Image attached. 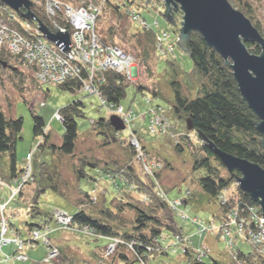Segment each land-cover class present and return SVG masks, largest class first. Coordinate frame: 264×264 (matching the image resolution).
Instances as JSON below:
<instances>
[{
  "label": "trees",
  "instance_id": "obj_1",
  "mask_svg": "<svg viewBox=\"0 0 264 264\" xmlns=\"http://www.w3.org/2000/svg\"><path fill=\"white\" fill-rule=\"evenodd\" d=\"M57 1L65 5L70 4L74 7L81 5L83 1L100 6V14L97 17V22L107 10H110V7L117 11L120 18L125 16L130 19L129 10H131L132 6L135 4L140 8L147 6V0H104V3L102 0ZM157 2L160 3L158 7L163 8L164 11H161V13L164 14L165 7L163 0H157ZM229 2L233 7L243 12L264 37V29L257 16L258 7L254 5V2H251L250 0H229ZM32 12L37 15L44 24L48 25L51 29L54 28L48 20L43 4L34 2ZM10 14L15 16V21H10ZM177 16L179 17L178 13L176 14L177 22L182 21L180 17L178 19ZM1 19L7 22L11 27H15L23 33L25 30L23 24L28 23L34 28V30L31 31V34L26 33L27 37H39L38 34L34 35L35 27L38 26L35 21L25 19L21 13L11 9L2 1H0V20ZM58 25L66 29L70 28V24H68V21H66L64 16L60 13L58 15ZM151 29H143L133 32L132 37L129 36V38L126 37L128 34L126 30H122L124 33L123 37L131 42L133 50L135 51V54H137V57L135 58L138 61L139 67L143 68L142 70L148 71L149 75L153 74L152 68H154L156 61L161 56L157 49L156 32ZM179 29L180 26L177 29L178 35L180 33ZM96 32L102 42L114 44L120 47L122 51L131 55V53L124 50L118 42L115 41L118 34L114 27L108 29L106 33L108 36L106 37L102 36V34L100 35L97 29ZM178 35L175 36V42L177 41ZM118 39L123 42V39L119 37ZM190 41V49L192 52L191 58L195 64L194 74H196L197 79H199L197 84L199 85L198 93L196 97L190 98L189 96H186L183 93L180 82L174 80L172 82L174 99L171 101V105L175 114L179 117L184 116L187 119H191L194 125V131H201L207 139L215 143L219 149L249 159L260 164L264 168V146L262 144V139L264 137L257 130L256 126L259 118L254 114L247 102L243 100L231 67L226 64L217 51L212 47H208L200 33L193 32ZM176 44H178V42H176ZM179 47L182 49L180 45ZM247 47L253 54H260L262 52L256 43L248 42ZM0 59L7 62L6 67L0 63V88L4 86V75L6 73L13 74L14 76L16 75L19 81H24L27 76H32L33 79H30L29 86L27 85L26 89L42 85V83L35 79L34 71L27 65H24L22 59L15 55L13 56L10 51L3 46L0 48ZM169 63L172 64V67L174 66L173 61H169ZM103 78L104 82L99 84L97 88L101 93L100 97L101 100H103V104L107 107L112 106L114 108L121 106V103L127 94V87L130 84H134V86L137 87L138 92H141L144 95L149 91L152 93L153 97L158 99L160 94L158 87L156 88L149 84L144 85L141 82L131 81L125 74L118 73L114 70L107 71ZM60 85L64 90L76 91L81 90L84 83L82 79H70V81ZM40 102L44 101L41 100ZM41 106L45 105L41 104ZM84 107L85 103L81 99L71 102L69 105L58 111L59 115L62 117L60 120L64 123V132L60 145L54 144L51 141L52 134L45 124L44 117L32 109L31 113L33 114L35 124L34 135L36 138L40 137L38 148L41 147L42 150L51 148L53 155L57 157L60 156L61 158L63 156H75L76 142L80 136L78 119L85 117L86 113ZM23 124V117L13 118L8 116L0 105V176L3 180H6L7 183L17 179L23 170V166L18 167V158L16 156V145L18 139L22 137L20 134L24 128ZM94 128L104 135L102 141L104 147L105 145H111L120 141L123 143L121 148L125 147L126 151L133 155V159L129 158L128 162L120 164L117 160H115L116 162L108 160L103 162L97 158H89L86 155L79 157L73 164L75 177L84 178V176L89 175L86 172L84 165H90L92 168L97 167L104 176H107L111 180V184L115 187V193L112 197L113 199L109 200L107 198L105 194L106 189L101 190V201L98 206V198L97 195L94 194L96 190L93 193L88 191L84 192L80 188H77L78 197H76L75 201L77 212L73 214L66 209H57L66 211L73 217V226L77 225L81 228L87 226L99 236L98 238H104L107 240L109 238H117L124 241V243L120 244L117 253L114 256L119 260H124L127 264H131L132 256L134 259L137 260L138 258L139 260V257H142V255L151 258L158 253L163 255L167 254L168 250H166L165 245L163 246L162 244L165 232L168 231L175 236H179L180 239H184L185 229L180 226L177 219L181 220V218L178 217L171 206H169L168 201L158 194L156 185L157 180L163 185L165 190L161 174L162 171H160L162 169L154 172V175H149L145 172L143 167V169L138 168L134 164L137 159V153L129 141V137L127 140L121 139L119 137L120 132L115 130L110 125L109 121L101 119L94 123ZM189 138V134H181L178 139H176L178 140L176 146L177 149L182 150L183 148L181 140H186L187 143L193 145ZM141 140L143 142L142 138ZM142 146L144 151L149 153L146 150L144 142L142 143ZM191 147L194 153V169L202 168L205 170V175L198 180L202 191L205 194H208L211 199L217 200L218 203L221 204L218 200L221 192L237 183L236 178L240 173L228 171L217 154L210 150L204 141H201L196 147ZM7 154L8 158L6 160L4 155ZM30 154L33 157L32 162L34 168V151L29 153V155ZM29 155H27L26 158ZM137 161L139 162V160ZM222 170L227 172L226 176L223 175ZM2 171L4 172V176ZM35 176L36 174L34 173V178ZM34 181L35 179L27 183L22 188L20 194L16 197L19 198V200L21 198L20 201H24L29 205L26 210L21 211V213L23 212V214L27 215L26 219H23V216L20 218V223L24 224L27 233L29 234L33 228L43 230L45 226H49L50 221L53 220L54 214V212L46 213L45 211L40 210L38 200L41 191L45 190L44 188L39 190L40 188L34 185ZM55 188L60 191L57 187ZM27 190L29 191V194L26 196L25 192ZM60 192L62 195H65L62 191ZM232 193L233 194L229 197L228 204H221V221L224 220L225 213L229 208L238 206L239 204H256L250 194L243 192L239 185H237V188ZM65 196L67 197V195ZM167 196L169 198V195ZM43 216L47 217V219L42 223H31V217L42 218ZM10 224L12 229H15L16 233L19 234L21 231L19 228L20 225L15 224L14 220L12 221V218ZM75 235L84 236V234ZM156 238L160 240L156 241ZM183 242L184 246L182 247H185V250L187 249L184 254H187L189 257H191L192 253L195 255L198 247L196 249L193 248L191 244L192 240L187 245L185 244V240ZM131 243L134 244L133 248L130 249L129 244ZM250 246L252 247V245ZM137 254L138 257L136 256ZM238 258L243 264H264V257L257 254L254 247L249 253H245L241 247ZM194 260V263L198 261L196 258H194ZM100 261L106 262L102 259ZM200 262L207 264L203 260ZM233 264H236L234 260Z\"/></svg>",
  "mask_w": 264,
  "mask_h": 264
},
{
  "label": "rangeland",
  "instance_id": "obj_2",
  "mask_svg": "<svg viewBox=\"0 0 264 264\" xmlns=\"http://www.w3.org/2000/svg\"><path fill=\"white\" fill-rule=\"evenodd\" d=\"M250 1L254 2V5L258 7L257 16L264 29V0ZM159 4L157 0H153L143 8L135 4L131 7V10L133 9L139 12L150 24L152 27V29H150L154 30V32L163 33L164 31H170L174 37L177 36V29L181 21L178 22L177 26H173L165 19L164 14L161 13V11L164 10L162 7H158ZM178 15L181 19L183 13L178 12ZM179 17L177 16L178 19ZM157 21L159 25L156 24ZM111 27H114L117 30L118 37L123 39V42H121L117 37L115 41H117L124 50L137 57L131 42L127 38H129V36L132 37L133 32L143 30V28L140 27L137 22H132L131 18L128 19L125 16L120 18L117 11L110 7V10H107L100 20H98L97 31L100 35L102 34V36L106 37L108 36V34H106L107 31ZM122 30H126L128 33L126 39L123 37L124 33ZM166 46H168V42ZM174 47V53L169 52V55H161L160 58H158L154 68H152V75H149L148 71L142 70L143 68L139 67L136 59L137 67H135L133 71L134 76H136L134 82L137 81L144 85L149 84L152 87H158L160 90L158 99L153 97L152 93L149 91H147L145 95L138 92L137 87H135L134 84H130L127 87V94L121 106L126 110L133 109L138 116L136 122L137 131L146 145L147 152H149L148 158L150 157V160L163 164V167H161L162 170L160 171H162V180L167 195H169V199L173 201L174 199L183 198L184 203H186V199H190V196H188L189 194H186L187 188L193 192L192 195L199 191L203 193L198 180L205 175V170L202 168L194 169V153L191 146H198L201 140L194 130H189L187 128V118L184 116L179 117L175 114L171 105V101L174 99L172 82L174 80L180 82L183 93L191 98L197 96L199 87L197 84L199 79H197L196 74H194L195 64L191 56L180 49L179 44H175ZM169 61H173L175 67H172ZM30 79H33V77L27 76L24 81H19L16 75L14 76L13 74L6 73L4 75V86L0 88V105L8 116L13 118L23 117L24 119V128L20 134L22 137L18 139L16 145V156L18 158V167H20L23 166L26 156L34 151V173L36 176L33 183L40 188L39 190L43 188L45 190L41 191L38 200L40 210L46 213H53L55 209L61 208L75 214V212H77L75 204L76 197H78L77 188H80L84 192L88 191L93 193L96 190L94 194L97 195L98 206L101 201V190L106 189L105 194L107 198L112 200L115 187L111 184V180L107 176H104L97 167L92 168L90 165H84L86 172L89 174L88 176H84V178L75 177L73 170V164L79 157H83L84 155L93 159L97 158L103 162L106 160H117L120 164L128 162L129 158L133 159V155L128 153L125 147L121 148L123 143L120 141L111 145H105L104 147L102 143L104 135L94 128V123L101 119L109 121L111 116H113L111 111L103 104V100H101L98 93L90 94L84 88L76 91L64 90L60 84L54 83L42 84L31 89H26L27 85L29 86ZM147 97L151 98L152 101L149 102ZM81 99L85 103L84 111L86 115L78 119L80 136L76 142L75 156H63L61 158L60 156H54L51 148H46L44 150H42L41 147L38 148L40 137L36 138L34 135L35 124L31 110L34 109L44 117L45 124L52 134L51 141L54 144L60 145L64 132V123L56 119L55 116L61 108L69 105L75 100ZM41 100L46 102L45 106H41ZM158 104L167 110V116L171 123V131L168 134H152L151 131H149V123H146L142 118L149 108H154L158 106ZM119 132V137L121 139H128L130 131L127 128ZM173 134L176 136L174 137ZM181 134H189V140H191L193 145L187 143L186 140H181L183 148L182 150H178L176 147L178 140H176V138L178 139ZM4 158L7 160L8 154L4 155ZM134 164L138 168L143 169L142 164L140 161L138 162L137 159ZM222 171L223 175L226 176L227 172L224 170ZM2 174L4 176V172ZM237 185H239L238 182L231 185L230 188H227V197L233 194L232 192L235 191ZM55 187L67 195V197L62 195ZM9 195V189L5 187L0 188V198L7 199ZM19 203V198L13 199L9 205V209H12L11 207H15ZM190 203L193 206L192 210H190V216H198V218L206 224L211 222L215 223L218 217H220L219 214L222 209H220L221 204H219L217 200L212 199V202L206 204L205 208H201L197 202H195V205L193 201ZM20 206L18 208L19 210H26L29 207L24 201H21ZM87 209L89 210L88 207ZM18 218L19 217L12 218V221L14 220L16 223H19L25 233L24 235H26V227L17 220ZM31 219V223H42L47 217H31ZM213 219L215 221H212ZM181 220L177 219L180 226L185 229L184 237H188L192 240V246H206V244H209L210 247H208L212 252L203 258L205 263L233 264L226 242L216 235V231H207V233L200 234L198 233L197 227L191 221ZM50 224L49 226L51 228L59 230L58 233H60V235H65L66 233L70 234L69 237L65 235L63 238L64 241L66 240V243L62 246L64 247V249L61 250L62 257L54 264H127L124 260H119L114 255L105 258V247L107 246V242L102 238L94 239L89 235H79V237L76 236L75 242H73L74 238L73 235L69 233L70 231L61 230L55 219L51 220ZM186 227L189 232L186 230ZM54 230H52V232H54ZM51 233L50 238L53 241L55 236L52 237ZM58 238V236L55 237V239ZM162 240V244L163 246L165 245L168 253L164 255L158 253L151 258L142 255V258L147 260L149 264H194V258H196V256L193 253L191 257L184 254L185 252L182 247L184 246V242L182 240L181 242L178 236L166 231L165 237ZM69 244H72V246H67ZM12 247L13 246L6 247L4 252H9ZM238 247H242L245 253H249L253 250V247L242 240L238 243ZM46 251L45 245L39 243L36 248L27 249L26 254L29 256L30 261L25 262L11 259L8 264H43ZM0 257L4 258L1 249ZM101 259L106 262H101ZM140 261V259L138 260L137 258L136 260L132 256L131 264H142Z\"/></svg>",
  "mask_w": 264,
  "mask_h": 264
},
{
  "label": "built area",
  "instance_id": "obj_3",
  "mask_svg": "<svg viewBox=\"0 0 264 264\" xmlns=\"http://www.w3.org/2000/svg\"><path fill=\"white\" fill-rule=\"evenodd\" d=\"M31 1L33 4L34 2L43 4L48 20L54 27L52 31H55V25H58L59 13L64 16L68 24H70L67 32L71 35V51L74 53L73 56L69 53L67 54L61 47L49 41L47 37L42 35L38 26L35 27L34 35L38 34L39 37L29 38L26 33L31 34V31L34 30L30 24H23L25 29L23 33L1 19L0 48L3 46L13 56L15 55L22 59L24 65H27L34 71V77L40 83L59 85L70 81V79H82L84 83L83 88L88 93H98L101 96L97 87L104 82L103 76L107 71L114 70L118 73H123L131 81L136 79V76L133 74L135 67H137L135 56L127 54L114 44L102 42L96 32V22L100 14V6L85 1L77 7L70 4L65 5L57 0ZM102 1L103 3L105 2L104 0ZM129 14L132 21L137 22L143 29L149 30L152 28L137 11L133 9L129 10ZM9 16H11V22L15 21V16L11 14ZM156 24L159 25V22L157 21ZM59 27L63 31L67 30L64 27ZM167 42L168 46H166ZM176 42L175 37L170 31L156 33L158 53L163 56L169 55V52L174 53ZM148 101L151 102V98H148ZM41 104L45 105L46 103L41 102ZM108 109L114 116H119L125 125V129L127 128L130 131L129 141L135 148L137 160L140 161L145 172L149 175H154V172L160 170L163 164L150 160L148 153L144 151L143 142L137 131L136 122L138 116L134 110H126L122 106L114 108L110 106ZM55 117L59 120L62 119L59 113ZM142 118L146 123H149V131L154 135L168 134L171 131V123L167 116V110L159 104L154 108H149ZM173 136L175 137L176 135L173 134ZM32 158L30 154L24 160L22 173L14 181L7 183L0 176V188L5 187L10 191L8 199L0 200V249L4 254V258L0 257V264H8L11 259L28 261L30 258L25 252L26 249H33L38 246V243L44 244L47 249L43 264H54L62 257L61 249L56 244H53L50 238V226H45L43 230L33 228L30 237L27 239L17 234L10 224L11 218L20 217L21 212L17 209H9V204L20 194L22 188L27 183L34 180ZM156 185L159 196L168 201L169 206L183 221H191L197 227L198 233L203 234L207 233V231H216V235L226 242L231 259L236 264H243L238 258L240 252L238 243L241 240L252 245L256 253L264 257V222H262L264 217L262 208L257 203L252 205L239 204L238 206L229 208L223 221L218 224L213 222L206 224L198 216H190V207L184 203L183 198L174 199L173 201L169 200L163 185L158 180L156 181ZM188 193L189 189L186 190V194ZM226 195L227 189H224L219 196L221 204H228L229 197ZM53 219L58 223L61 230H68L74 234L89 235L93 238L99 237L87 226L84 228L77 225L73 226V217L61 209L54 210ZM155 240L159 241L160 239L156 238ZM181 240H185L186 245L191 241L188 237H184ZM121 243H124V241L117 238H109L108 244L105 247V258L115 255ZM133 244H129L130 249L133 248ZM9 246H13V250L11 252H4L5 248ZM183 250L184 252L187 251L185 247ZM210 252L211 249L205 245L198 247L195 253L196 260L202 261ZM136 256L138 257V254ZM139 259L142 264H149L142 257H139Z\"/></svg>",
  "mask_w": 264,
  "mask_h": 264
},
{
  "label": "water",
  "instance_id": "obj_4",
  "mask_svg": "<svg viewBox=\"0 0 264 264\" xmlns=\"http://www.w3.org/2000/svg\"><path fill=\"white\" fill-rule=\"evenodd\" d=\"M5 5L39 26L43 36L70 55L71 35L55 25V31L44 24L32 12L31 0H0ZM153 0H147L149 4ZM165 19L173 26H177L176 14L182 12L180 33L177 38L182 50L192 56L190 49L191 34L200 33L208 47H212L231 67L234 79L238 83V90L243 100L247 102L255 115L258 116L257 130L264 137V37L245 14L229 2V0H164ZM256 43L262 52L253 54L248 50L247 43ZM5 67L7 62L2 61ZM110 125L117 131L125 129L119 116L113 115L109 119ZM187 128L194 130L191 119H187ZM198 138L204 141L210 150L217 154L228 171L236 174L241 190L250 194L253 201L262 208L264 217V168L249 159L236 156L228 151L219 149L199 130ZM264 146V138L262 139ZM264 222V220H262ZM194 264H204L199 260Z\"/></svg>",
  "mask_w": 264,
  "mask_h": 264
},
{
  "label": "crops",
  "instance_id": "obj_5",
  "mask_svg": "<svg viewBox=\"0 0 264 264\" xmlns=\"http://www.w3.org/2000/svg\"><path fill=\"white\" fill-rule=\"evenodd\" d=\"M146 146V145H145ZM147 149V148H146ZM148 151V150H147ZM21 167V166H20ZM187 190H188V188H187ZM190 190V189H189ZM26 196L29 194V191L27 190L26 192ZM25 193H24V195H25ZM197 193V194H196ZM194 195H192L193 194V192L190 190V192L187 194L188 196H190L189 198L190 199H186V205L187 206H189L190 207V210H192V208H193V206L191 205V201H193V203H194V205H195V202H197V203H199V205H200V207L201 208H205L206 207V204H208V203H210V202H212V199L210 198V196L208 195V194H205L204 192L202 193V192H196ZM9 198V197H8ZM7 198V199H8ZM23 198V197H22ZM1 199H3V198H0V200ZM20 200H21V198H20ZM13 201V200H12ZM10 205V204H9ZM21 205V201H20V203L17 205V206H15V207H17V208H15V207H11L12 209H17L19 212H21L22 210H19L18 208H19V206ZM23 216V217H22ZM26 214H23V212L21 213V215H20V217L17 219V220H19L20 221V218L22 217L23 219H26ZM223 216V215H222ZM220 217H221V214H220ZM220 217H218V220L217 221H215L214 219L212 220V221H215V223L216 224H218L219 222H221V219H220ZM222 218V217H221ZM22 219V220H23ZM15 222V221H14ZM15 224H18L19 225V223H16L15 222ZM49 225H51L50 223H49ZM19 228H20V235H22V237H24V238H28V237H30V234L29 233H27V229H26V235H24L25 233L23 232V229H22V227H20L19 226ZM187 228V227H186ZM52 230H54L53 228H51V232H52ZM187 231H188V228L186 229ZM58 231L59 230H54V232H50L51 233V236L53 237V236H58L59 238L58 239H55V237L53 238V244H56L61 250H63L64 249V247H62L63 245H65V243H66V240L64 241V237H65V235L67 236V237H69L70 236V234H68V233H66L65 235H63V234H61L60 235V233H58ZM189 232V231H188ZM69 233H71V235H73V242H75V238H76V236H78L79 237V235H75V234H73L72 232H69ZM80 239V238H79ZM103 240H105L106 242H107V244H108V240L107 239H104V238H102ZM76 243H79V242H76ZM67 246H72V244H69V245H67ZM206 246L208 247L209 246V244L207 245L206 244ZM80 247V246H79ZM194 247V249L195 248H197V247H199V246H193ZM210 247V246H209ZM36 248V247H35ZM13 249H10V252L12 251ZM26 253H27V249H26V251H25ZM193 259V258H192ZM28 261H30V259L28 260ZM28 261H25V262H28Z\"/></svg>",
  "mask_w": 264,
  "mask_h": 264
}]
</instances>
